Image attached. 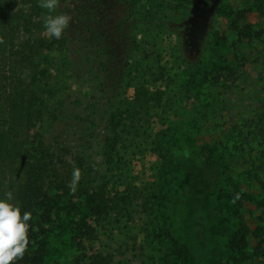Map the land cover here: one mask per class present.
Masks as SVG:
<instances>
[{"label": "rangeland", "instance_id": "rangeland-1", "mask_svg": "<svg viewBox=\"0 0 264 264\" xmlns=\"http://www.w3.org/2000/svg\"><path fill=\"white\" fill-rule=\"evenodd\" d=\"M71 1L60 0L53 13L72 16L59 40L45 34L47 10L39 0H16L13 7L19 37L33 41L39 50L36 60L46 57L41 66L49 69L43 119L32 131L35 139L67 142V133L81 125L74 115L83 107L77 99L87 97L88 83L82 79L86 63ZM135 2L141 23L134 59L147 71L125 79L119 99L130 101L135 83L163 92L160 105L149 111L152 132L169 128L173 135L169 215L171 233L184 249L179 264H264V141L255 136L264 118V0ZM92 131L81 148L91 153L86 162L98 175L101 127ZM67 160L64 167L59 164L64 181L53 190L41 264H87L106 245L114 250L123 240L132 244L111 216H92L80 192H71L76 166ZM137 160V183L161 185V161L151 151ZM123 223L133 233L143 231L138 214L126 216ZM241 226L251 234L238 255L252 257L238 263L227 242Z\"/></svg>", "mask_w": 264, "mask_h": 264}, {"label": "trees", "instance_id": "trees-1", "mask_svg": "<svg viewBox=\"0 0 264 264\" xmlns=\"http://www.w3.org/2000/svg\"><path fill=\"white\" fill-rule=\"evenodd\" d=\"M15 2L0 0V38L4 41L0 43V198L11 191V202L20 205L22 214L32 213L30 243L23 259L15 264H41L44 259L54 209L53 190L64 181L59 164L64 167L67 157L81 170L76 192L84 198L89 213L111 216L119 234L132 240L131 246L123 240L114 250L104 246L85 261L87 264H179L184 249L171 233L169 215L173 135L169 128L153 133L149 111L160 105L163 92L135 83L133 98L119 99L125 79L147 71L134 59L141 23L135 0L71 1L84 49L82 79L88 83V93L83 101L77 99L83 107L74 118L81 125L67 133V142L32 135L43 119L49 69L41 66L46 57L36 60L39 50L33 41L19 37ZM195 77L196 73H191L190 78ZM260 120V133L256 130L255 136L264 141V118ZM99 126L103 146L98 164L102 171L95 175L86 162L91 153L81 148V142L85 147L92 129ZM148 151L163 164L161 185L150 180L137 183L133 162ZM135 214L141 216L142 233H133L132 227L123 223L126 216L133 218ZM250 234L241 226L228 239L229 254L238 263L252 257L238 255Z\"/></svg>", "mask_w": 264, "mask_h": 264}, {"label": "clouds", "instance_id": "clouds-1", "mask_svg": "<svg viewBox=\"0 0 264 264\" xmlns=\"http://www.w3.org/2000/svg\"><path fill=\"white\" fill-rule=\"evenodd\" d=\"M60 0H39V7L47 10L43 17V27L45 34L51 39H61L65 30L69 27L72 16L69 14L56 12ZM0 38V43H3ZM81 179V170L73 168L72 179L69 182L71 192L75 193L77 185ZM13 193L5 194V198H0V264H15L23 259L28 249L29 221L32 219L30 211L21 212L18 203H13Z\"/></svg>", "mask_w": 264, "mask_h": 264}]
</instances>
